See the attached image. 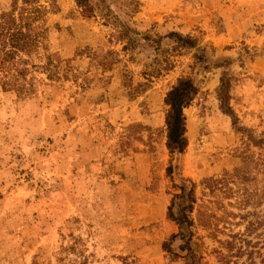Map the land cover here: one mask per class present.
Instances as JSON below:
<instances>
[{
    "label": "rangeland",
    "instance_id": "1",
    "mask_svg": "<svg viewBox=\"0 0 264 264\" xmlns=\"http://www.w3.org/2000/svg\"><path fill=\"white\" fill-rule=\"evenodd\" d=\"M89 2L0 0L35 42L6 63L24 89L0 70V264H188L179 239L162 247L185 179L202 262L264 264V0ZM183 76L199 91L170 154L163 99Z\"/></svg>",
    "mask_w": 264,
    "mask_h": 264
},
{
    "label": "trees",
    "instance_id": "2",
    "mask_svg": "<svg viewBox=\"0 0 264 264\" xmlns=\"http://www.w3.org/2000/svg\"><path fill=\"white\" fill-rule=\"evenodd\" d=\"M32 0H23L24 3H30ZM77 6L84 11L93 10L89 0H75ZM14 9L0 12V70L6 72L1 81V85L5 89H14L18 92L24 89L20 84L17 76H7L6 63H10L17 52L29 53L35 46L34 39L30 34L28 28H23L20 24L21 11L17 19L13 14ZM176 43V48H196L197 43L194 38L189 35H182L179 32L171 31L167 35ZM128 40L125 49L128 48ZM203 51V49L197 47ZM231 76L227 71L222 72L219 78V86L217 89V99L219 101L220 109L231 116L233 125H236L237 118L233 114V110L229 105V90L231 86ZM199 91L198 85L192 78L183 76L177 78L176 82L166 92L164 96V104L167 107L164 124L166 130V147L170 154L181 153L187 145V138L185 135V116L183 109L191 104ZM168 174L171 172L170 166L167 168ZM188 181V182H187ZM204 185L210 187V179H204ZM178 192L173 193L170 203L167 206V218L173 221L177 226V232L169 237V241L163 242V249L169 251L173 257L179 256V253L174 252L171 248V243L175 239L181 242L178 245V250L184 257L188 264H204L202 257L197 253L196 245L193 240V226L194 222L191 213L196 202L195 188L193 182L185 179L181 184L176 185ZM231 250V248H228ZM123 264H130L126 261Z\"/></svg>",
    "mask_w": 264,
    "mask_h": 264
}]
</instances>
